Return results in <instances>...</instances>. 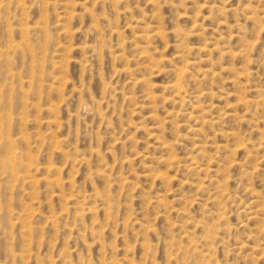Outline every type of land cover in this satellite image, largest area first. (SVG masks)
I'll list each match as a JSON object with an SVG mask.
<instances>
[{
    "label": "rangeland",
    "instance_id": "rangeland-1",
    "mask_svg": "<svg viewBox=\"0 0 264 264\" xmlns=\"http://www.w3.org/2000/svg\"><path fill=\"white\" fill-rule=\"evenodd\" d=\"M0 264H264V0H0Z\"/></svg>",
    "mask_w": 264,
    "mask_h": 264
}]
</instances>
